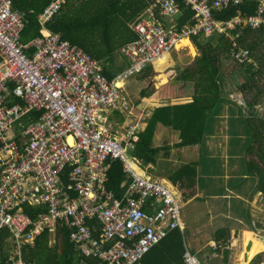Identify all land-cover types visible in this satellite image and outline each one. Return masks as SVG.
<instances>
[{
  "label": "built area",
  "instance_id": "2783aa9c",
  "mask_svg": "<svg viewBox=\"0 0 264 264\" xmlns=\"http://www.w3.org/2000/svg\"><path fill=\"white\" fill-rule=\"evenodd\" d=\"M154 1L158 14L146 9L131 25L137 38L121 50L128 68L109 79L101 61L47 28L66 0H51L39 15L41 36L28 44L21 42L23 15L12 9L13 0H0V229L10 232L6 264H32L24 259L25 247L58 222L71 230L72 243L105 264H135L171 230L183 229L180 203L134 155L145 123L144 115L135 116L125 83L181 49L184 40L192 45L195 36L224 34L238 48L232 31L264 28V12L220 20L214 12L244 0ZM182 5L193 13L178 26ZM234 57L251 61L248 50L238 49ZM33 112L40 117L31 118ZM114 112L125 116L119 125ZM15 124L26 138L21 146ZM109 161H120L128 178L119 199L106 187ZM27 206L48 211L33 220ZM91 219L101 226L98 236L87 223ZM182 260L203 264L188 249Z\"/></svg>",
  "mask_w": 264,
  "mask_h": 264
},
{
  "label": "trees",
  "instance_id": "16d2710c",
  "mask_svg": "<svg viewBox=\"0 0 264 264\" xmlns=\"http://www.w3.org/2000/svg\"><path fill=\"white\" fill-rule=\"evenodd\" d=\"M50 2L51 0H13L12 9L22 14L24 19V29L21 33L23 44L41 36L39 15ZM151 7L158 14L159 7L154 0H66L60 12L47 23V28L59 33L63 40L82 48L84 53L93 59L110 63L121 53L125 44L137 38L131 25ZM181 8L182 14L176 20L178 26L189 23L193 13L189 7L182 5ZM263 12L264 8L259 0H244L241 6L229 5L221 12H214V16L220 20H228L238 14L256 15ZM232 35L236 37L238 48L233 49L231 37L224 34L195 36L191 38V44L196 49L197 56L187 65L174 67L169 59L160 68L151 65L135 75L141 79L163 75L169 83L179 89L189 88L191 94L189 101L157 107L151 117L144 119L145 128L139 134L134 155L146 168L156 165L160 148L154 146V136L159 124L179 131L180 141L174 144L175 148L200 144L207 132V124L213 119L211 115L227 100L225 94L230 93L226 92V89L232 88L234 92L241 93V107L248 113L244 119L246 127L250 129L248 172L252 175L257 173V189L264 193V120L257 117L253 111L264 96V28H236ZM238 49L249 51L250 63H240L234 57ZM27 53L31 56L32 50ZM104 73L109 79L114 77L106 69ZM153 90L154 88L150 87L142 89L135 103L147 99ZM235 96L230 94V98ZM40 115V112H33L30 117L38 119ZM22 121L26 125L28 118ZM22 130V127L14 125L18 146L26 142ZM109 164L106 187L119 199L126 191V186L123 185L128 184V178L120 161H109ZM149 169L148 174H152ZM65 173L67 174L68 170ZM196 177L198 178V164L190 163L180 168L174 176L167 177V182L162 183L174 196L177 195L176 199L180 201L183 196L179 194L181 184L178 183L187 180L194 184ZM63 182L65 186L68 185V179L63 177ZM26 208H30L25 211L33 220L48 211L47 206ZM87 223L96 229L95 236H98L101 231L98 222L89 220ZM70 235L71 230L58 222L54 230H45L39 235L34 246L25 247L24 259L32 264H104L85 247L72 243ZM246 240L253 242L248 258L251 254L264 250V246L252 233L246 232ZM9 242V230L0 229V264L7 262ZM161 251L166 253L163 259ZM183 252L181 234L179 230H174L136 264H152L154 260H158L157 264H184Z\"/></svg>",
  "mask_w": 264,
  "mask_h": 264
},
{
  "label": "crops",
  "instance_id": "0c3cea01",
  "mask_svg": "<svg viewBox=\"0 0 264 264\" xmlns=\"http://www.w3.org/2000/svg\"><path fill=\"white\" fill-rule=\"evenodd\" d=\"M181 14L182 12L176 16L175 20ZM189 42L184 40L181 49L173 51L171 55H177L181 51L187 53V50L192 49L194 53L190 58L191 61L197 53ZM118 55L122 57L121 60H116ZM118 55L112 60L116 70L108 71L114 77L128 67L123 55L121 53ZM171 55L160 64L153 66L160 68L167 63ZM159 76L163 80L162 89L173 86L175 93L170 95L164 93L162 96L164 102L157 104L153 101L160 96L161 90L157 89V91L153 90L147 99L139 101L136 105L134 103L135 110H144L142 112L145 113L143 114L144 119L151 117L153 110L157 107L185 103L190 100L191 90L189 88L179 89L176 85L169 83L163 75L154 78ZM231 90L233 91L232 88H227L226 92L233 93L236 95L235 98H230V94H225L227 100L221 104L218 111L211 115L213 119L207 124V132H205L203 141L196 146L180 149L173 147L180 141L179 131L162 124L157 126L154 146L160 148V153L157 156L156 165L160 167L168 165L171 166V170L165 172L163 178L155 177L153 174L149 175L165 183L168 181L165 180L167 177L174 176L183 166L197 163L198 178H195V183L190 184L187 180L178 183L181 184V192H178L183 196L178 202L191 206L189 213L187 212L183 217L180 215L182 223H185H183V229H175L181 234L184 250L190 249L189 251L203 264H262L264 263V251L248 258L253 242H246L245 233H252L264 246V230H262V227L264 229V193L257 189V173L252 175L248 172L247 150L250 146V129L244 123L248 113L245 108L241 107L240 100L243 101L241 93L230 92ZM261 109H264V96L260 98V103L253 110L257 117L264 120V113L260 112ZM124 118L125 116L120 112L112 113V120L118 125L123 122ZM215 142L219 143L220 149L214 147ZM156 165L147 168L142 165V168L148 174L147 169L150 168L151 171L156 168ZM175 197L178 198L177 195ZM91 221L96 220L91 219ZM90 226L93 230L95 229L92 225ZM95 231L96 229L94 235ZM173 231L171 230L168 235ZM229 236H233L235 240L232 246H230V240L227 241ZM186 238L189 240L188 245ZM204 247L210 248L205 250ZM164 256L166 253L161 251L162 259ZM157 261L154 260L152 264H157Z\"/></svg>",
  "mask_w": 264,
  "mask_h": 264
},
{
  "label": "rangeland",
  "instance_id": "374dc122",
  "mask_svg": "<svg viewBox=\"0 0 264 264\" xmlns=\"http://www.w3.org/2000/svg\"><path fill=\"white\" fill-rule=\"evenodd\" d=\"M184 43H187V42H184ZM193 53L194 51L192 49L190 50H187V53H185V51H181V53H178L177 55H171V57L169 59H171V64L172 66H185L187 65L190 61V58H192L193 56ZM119 59L121 60L122 57H120L119 55L117 56L116 60ZM103 63V66L104 68L107 70V71H112V70H116L115 68V64H114V61L110 62V63ZM118 64V63H117ZM120 65V64H119ZM116 67H119L116 65ZM128 68V67H127ZM126 68V69H127ZM125 69V70H126ZM150 80V81H149ZM163 80H161L160 76L159 77H156V78H148L146 79V81H143V79H141L140 77H138V79L135 77H131L127 82H126V85H125V92L127 93V95L130 97V100L132 103H135L139 97V93L142 89H145V88H148L150 87V89L154 88L155 91L158 90H161V93H160V96H157L156 99H154V103H157V104H161L162 102H164V99L162 96H164L163 94L165 93L166 95H170V94H174L175 93V88L172 87H169L168 86L165 88V89H162L163 86H161V83H162ZM171 85V84H169ZM137 103H135L136 105ZM140 105V104H139ZM138 105V106H139ZM140 107V106H139ZM144 112V110H134V113H135V116H141L145 113H142ZM260 112H263L264 113V109H261ZM214 147L217 149H220L219 148V143H216L214 144ZM175 166V165H174ZM171 170V166H168V165H164V166H158L156 165V168L151 170V173L155 176V177H160V178H163L164 176V173L167 172V171H170ZM180 213H181V217H183L184 215L187 214V212L189 213L190 212V209H191V206H189L188 204H185V203H181L180 204ZM230 240V246H232L234 244V238L233 236H229L228 237V240ZM245 240H246V233H245ZM186 241H187V245L189 243V240L188 238H186ZM256 241V240H255ZM247 242V240H246ZM205 248V247H204ZM207 248H210V247H207ZM207 248H205V250H208ZM239 251V249H238ZM264 250H262L261 252H263ZM237 252V251H236ZM260 253V252H259ZM258 254V253H257ZM252 256L256 255V254H251ZM251 256V257H252ZM220 259V258H219ZM205 262H209L207 260H205Z\"/></svg>",
  "mask_w": 264,
  "mask_h": 264
},
{
  "label": "bare ground",
  "instance_id": "6f19581e",
  "mask_svg": "<svg viewBox=\"0 0 264 264\" xmlns=\"http://www.w3.org/2000/svg\"><path fill=\"white\" fill-rule=\"evenodd\" d=\"M32 208V207H31ZM30 209V208H29ZM29 209H27V208H25V210H28L29 211ZM33 209V208H32ZM25 212H27V211H25ZM30 212H31V210H30ZM28 213V212H27ZM181 215V214H180ZM181 221H182V219H181ZM184 223V222H183ZM185 224V223H184ZM250 242H252V241H250ZM190 250V249H189ZM191 251V250H190ZM192 253V252H191ZM245 256V255H244Z\"/></svg>",
  "mask_w": 264,
  "mask_h": 264
}]
</instances>
